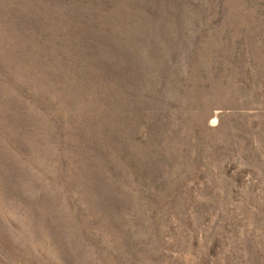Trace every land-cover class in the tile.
I'll use <instances>...</instances> for the list:
<instances>
[{
	"label": "rangeland",
	"instance_id": "374dc122",
	"mask_svg": "<svg viewBox=\"0 0 264 264\" xmlns=\"http://www.w3.org/2000/svg\"><path fill=\"white\" fill-rule=\"evenodd\" d=\"M0 264H264V0H0Z\"/></svg>",
	"mask_w": 264,
	"mask_h": 264
}]
</instances>
